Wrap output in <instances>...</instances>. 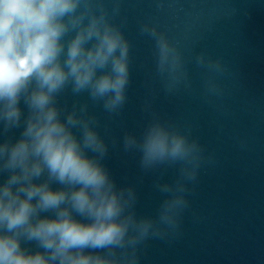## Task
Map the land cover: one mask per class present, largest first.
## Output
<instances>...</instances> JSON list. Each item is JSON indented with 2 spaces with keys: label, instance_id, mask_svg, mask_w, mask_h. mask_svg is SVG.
Instances as JSON below:
<instances>
[{
  "label": "clouds",
  "instance_id": "obj_1",
  "mask_svg": "<svg viewBox=\"0 0 264 264\" xmlns=\"http://www.w3.org/2000/svg\"><path fill=\"white\" fill-rule=\"evenodd\" d=\"M118 12L119 0L111 15L103 0H0V264H138L146 239L180 227L186 182L196 180L205 159L191 128L146 103L141 134L123 135V150L140 153L143 171L178 166L173 183H155L166 194L156 218L137 216L135 187L118 186L103 163L109 144L89 103L112 118L127 100L131 44L123 22H115ZM140 32L155 41L165 92L190 87L178 44L149 22ZM195 61L209 73L225 70L204 51ZM205 87L221 91L211 76ZM69 90L87 100L61 106ZM21 128L18 138L7 136Z\"/></svg>",
  "mask_w": 264,
  "mask_h": 264
},
{
  "label": "water",
  "instance_id": "obj_2",
  "mask_svg": "<svg viewBox=\"0 0 264 264\" xmlns=\"http://www.w3.org/2000/svg\"><path fill=\"white\" fill-rule=\"evenodd\" d=\"M103 2L111 15L116 0ZM115 22H123L131 44L127 100L112 118L100 105L89 107L109 144L104 165L118 186L135 187L137 216L156 218L166 194L155 183H173L178 175V166L145 172L140 153L123 150L124 133L140 135L150 118L146 103L161 118L191 128L205 149L196 180L186 182L188 207L179 229L146 239L138 264H264V0H119ZM145 22L178 44L190 87L181 83L174 93L165 92L155 41L140 32ZM199 51L220 58L225 70L199 67ZM209 76L219 84L218 94L207 91ZM77 99L87 100V94L74 97L69 90L58 103L70 108ZM21 107L26 113L23 102ZM21 130L7 136L18 138ZM5 138L0 133V141ZM23 246L36 250L34 242Z\"/></svg>",
  "mask_w": 264,
  "mask_h": 264
}]
</instances>
